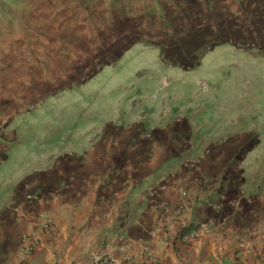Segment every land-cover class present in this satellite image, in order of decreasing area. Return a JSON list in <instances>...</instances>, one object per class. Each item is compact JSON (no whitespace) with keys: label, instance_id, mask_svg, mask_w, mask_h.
I'll return each mask as SVG.
<instances>
[{"label":"crops","instance_id":"crops-1","mask_svg":"<svg viewBox=\"0 0 264 264\" xmlns=\"http://www.w3.org/2000/svg\"><path fill=\"white\" fill-rule=\"evenodd\" d=\"M0 57V125L8 122L0 138V264L16 262L22 233L45 220L56 230L40 234L28 264H89L116 235L150 242L162 264H264V116L251 122L244 100L240 113L225 104L212 116L197 99L167 94L162 113L139 114L114 97L113 116L101 120L108 139L91 143L87 120L86 143H37L36 59ZM196 171L208 185L195 183ZM167 179L166 193L157 192ZM185 195L189 230L216 218L211 202L221 219L188 244L163 248L177 227L162 224L158 207Z\"/></svg>","mask_w":264,"mask_h":264},{"label":"rangeland","instance_id":"rangeland-1","mask_svg":"<svg viewBox=\"0 0 264 264\" xmlns=\"http://www.w3.org/2000/svg\"><path fill=\"white\" fill-rule=\"evenodd\" d=\"M9 51L37 62V143H86L87 120L108 139L119 96L139 114L168 94L264 116V0H0Z\"/></svg>","mask_w":264,"mask_h":264},{"label":"built area","instance_id":"built-area-1","mask_svg":"<svg viewBox=\"0 0 264 264\" xmlns=\"http://www.w3.org/2000/svg\"><path fill=\"white\" fill-rule=\"evenodd\" d=\"M7 124L8 122L4 121L0 125V138L3 136ZM194 180L195 183L199 185H208L207 179L203 174L199 173V171H196ZM171 184V180L167 179L164 184L158 188L157 192L166 193ZM31 198H34V200L38 199L37 196ZM191 206L192 203L188 200L187 195L181 197L177 203H162L159 205L158 209L162 211L160 219L162 220L164 218L162 224L168 221L170 224H174L177 227L175 239L171 240L169 239L170 237L166 235L160 240L163 248L175 245L177 241L183 245L188 244L191 240L196 239L201 231L205 232L217 227L221 219L218 216V214H220V207L211 202L209 206L216 212V218L207 222H201L196 228L189 230V225L185 222L184 217L189 212ZM55 230L56 228L53 222L45 220L43 223L34 225V227L30 228L28 231L22 233L17 261L7 264H28L30 256L37 251L40 245V234L53 233ZM261 237L264 240V235H261ZM105 244L106 241L102 244L99 251L94 253L89 264H162L163 261L161 251L155 248L150 242L133 240L128 236L116 235L106 244V250L104 249ZM246 251L247 244L242 245L238 250L241 256Z\"/></svg>","mask_w":264,"mask_h":264}]
</instances>
